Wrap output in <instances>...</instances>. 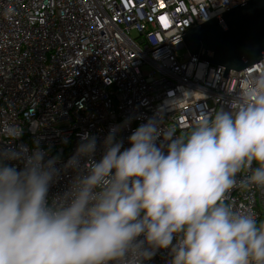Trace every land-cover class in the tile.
I'll list each match as a JSON object with an SVG mask.
<instances>
[{
    "label": "clouds",
    "instance_id": "1",
    "mask_svg": "<svg viewBox=\"0 0 264 264\" xmlns=\"http://www.w3.org/2000/svg\"><path fill=\"white\" fill-rule=\"evenodd\" d=\"M120 130L99 161L96 137L81 136L63 165L77 175L51 203L56 158L0 151V264H145L161 250L168 264H264V221L230 199L236 188L264 190V73L187 136L149 119L122 150Z\"/></svg>",
    "mask_w": 264,
    "mask_h": 264
},
{
    "label": "built area",
    "instance_id": "2",
    "mask_svg": "<svg viewBox=\"0 0 264 264\" xmlns=\"http://www.w3.org/2000/svg\"><path fill=\"white\" fill-rule=\"evenodd\" d=\"M245 1L0 0V151L56 158L51 203L77 175L63 165L85 133L96 137V161L117 125L122 150L149 119L187 136L203 114L229 110L246 78L264 73L262 58L224 77L225 67L191 56L181 36ZM230 199L264 221V190L236 188ZM168 260L161 250L145 264Z\"/></svg>",
    "mask_w": 264,
    "mask_h": 264
},
{
    "label": "water",
    "instance_id": "3",
    "mask_svg": "<svg viewBox=\"0 0 264 264\" xmlns=\"http://www.w3.org/2000/svg\"><path fill=\"white\" fill-rule=\"evenodd\" d=\"M191 54L216 66L241 71L264 58V0H247L182 35Z\"/></svg>",
    "mask_w": 264,
    "mask_h": 264
},
{
    "label": "rangeland",
    "instance_id": "4",
    "mask_svg": "<svg viewBox=\"0 0 264 264\" xmlns=\"http://www.w3.org/2000/svg\"><path fill=\"white\" fill-rule=\"evenodd\" d=\"M184 52V50H182V53Z\"/></svg>",
    "mask_w": 264,
    "mask_h": 264
}]
</instances>
